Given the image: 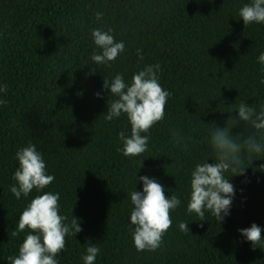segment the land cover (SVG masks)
Wrapping results in <instances>:
<instances>
[{"label": "trees", "instance_id": "1", "mask_svg": "<svg viewBox=\"0 0 264 264\" xmlns=\"http://www.w3.org/2000/svg\"><path fill=\"white\" fill-rule=\"evenodd\" d=\"M251 0H0V264L18 255L28 229L12 236L20 213L38 194L59 193V214L74 216L82 231L66 236L59 264H84L86 248L100 249L95 264H264V239L252 246L238 229L252 223L264 238V154L243 175L225 173L235 195L222 223L205 211L203 221L187 212L191 172L215 153L210 132L238 116L241 102L264 105V24L245 26L239 9ZM103 13L96 19V13ZM95 28L113 29L124 51L96 65ZM144 59L141 61L137 54ZM160 65L159 83L172 93L165 117L148 135V149L126 157L119 132L130 135L126 114L105 119L116 99L103 78L117 73L126 83L147 65ZM100 93V97L96 93ZM185 139L174 143L172 133ZM240 140L256 130L237 121ZM34 144L53 182L18 200L10 186L19 167L16 152ZM143 166L141 167V164ZM140 176L156 178L165 196L181 200L172 226L156 251H137L130 221V193L142 191ZM188 223L189 232L179 230Z\"/></svg>", "mask_w": 264, "mask_h": 264}, {"label": "clouds", "instance_id": "2", "mask_svg": "<svg viewBox=\"0 0 264 264\" xmlns=\"http://www.w3.org/2000/svg\"><path fill=\"white\" fill-rule=\"evenodd\" d=\"M103 13H96V19H102ZM239 17L243 18L244 25L252 23L264 24V0H251L239 9ZM113 29L106 31L95 28L91 31L94 44L101 49L100 53L93 50L91 60L96 65L114 62L124 51L123 41L117 42L112 35ZM139 59L143 55L137 50ZM264 70V52L258 57ZM160 65H147L134 73L131 83H126L123 74L117 73L109 81L103 78L104 89L110 90V95L116 99L107 103L105 119L107 121L126 114L130 123V135L125 131L119 132L122 142V153L126 157H138L148 149L150 129L165 117V106L172 95L159 83L158 72ZM264 84V80L261 81ZM7 86H0V92H7ZM100 97V93H96ZM6 104L0 99V105ZM238 116L229 118L223 128L215 127L210 132V145L215 153L213 163L206 159L196 164L191 172L190 199L187 212L195 213L199 220H205V211H209L219 224L230 214V209L235 195L234 186L229 182L225 173L243 175L247 167H243L242 153L246 152L252 162L253 154H264V105L259 111L253 105L241 102L238 106ZM237 121L249 123L256 132L242 141L238 136H233L231 129ZM174 143L183 146L184 137L175 131L172 133ZM19 167L13 174L16 183L10 186V192L19 200L21 195L27 197L34 189L41 192L49 186L55 177L47 174L46 163L42 154L37 151L34 144L20 148L16 154ZM143 163L141 164V167ZM142 191L130 193L131 203L134 206L130 213L131 224L134 225L132 238L137 251H156L163 243V237L172 226L171 212L181 204L180 198L173 193L171 197L165 196L164 186L156 178L140 176ZM60 194L43 192L36 195L20 213L18 228L12 236L25 232L28 229L22 244L19 246L18 255L9 256L8 264H59L56 257L65 249L66 236L82 231L79 219L74 216L70 224L66 223V216L60 215ZM179 230L187 234L188 223L180 222ZM240 234L250 241L252 246L262 242V229L256 223L250 227L238 229ZM100 249L94 244L86 248L82 259L84 264H95Z\"/></svg>", "mask_w": 264, "mask_h": 264}]
</instances>
